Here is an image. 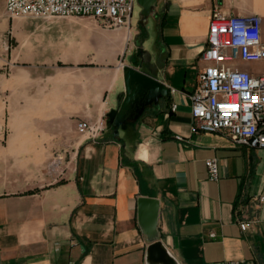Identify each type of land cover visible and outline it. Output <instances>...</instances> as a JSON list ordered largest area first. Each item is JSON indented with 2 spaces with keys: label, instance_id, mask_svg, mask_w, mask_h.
Wrapping results in <instances>:
<instances>
[{
  "label": "crops",
  "instance_id": "1",
  "mask_svg": "<svg viewBox=\"0 0 264 264\" xmlns=\"http://www.w3.org/2000/svg\"><path fill=\"white\" fill-rule=\"evenodd\" d=\"M218 9L261 16L264 40V0H159L154 49L149 23L142 40L138 27L90 16L21 22L3 97L1 134L18 167L16 189H0V264H264V148L192 131L191 95ZM239 64L264 74V60ZM126 65L169 90L134 103L116 125L108 113L125 98ZM101 118L99 138L79 132L80 121ZM63 152L72 157L64 178L41 171ZM214 157L217 181L207 167ZM141 196L160 202L157 252L139 224Z\"/></svg>",
  "mask_w": 264,
  "mask_h": 264
},
{
  "label": "built area",
  "instance_id": "2",
  "mask_svg": "<svg viewBox=\"0 0 264 264\" xmlns=\"http://www.w3.org/2000/svg\"><path fill=\"white\" fill-rule=\"evenodd\" d=\"M137 0H6L11 18L51 19L90 16L105 21L108 27L132 25ZM259 15H232L215 10L209 25L207 47L201 58L199 84L191 95L193 132H225L235 143L248 148H264V74L254 75L241 68V61L264 60V40ZM172 93L175 88H170ZM177 109L173 104L172 110ZM80 133L88 139L99 138L106 129L104 118L80 121ZM72 157L57 153L45 166L48 174L64 178L71 169ZM211 180H219V159L209 158ZM264 201V196L259 197ZM248 221H241L246 230ZM214 235V233H212ZM227 264H240L231 261Z\"/></svg>",
  "mask_w": 264,
  "mask_h": 264
},
{
  "label": "rangeland",
  "instance_id": "3",
  "mask_svg": "<svg viewBox=\"0 0 264 264\" xmlns=\"http://www.w3.org/2000/svg\"><path fill=\"white\" fill-rule=\"evenodd\" d=\"M32 21L33 18H11L6 14L5 11V1L0 0V189L10 188L15 190V172L18 167L16 155L17 153L9 151L7 149V140L1 134L2 130H5V109L6 104L4 103L3 97L7 95V88L10 87L11 76L13 75V69L15 68V62L13 64L10 63L11 59H13L14 54L16 52V44L15 41L16 35L19 34L20 38H22V24L24 21ZM142 15H141V6L138 1H136L134 5V11L132 15V27L135 31L138 27L139 31L143 28L141 25ZM6 21V24H5ZM153 21V17L150 16L147 23H149V31L150 38L146 41L145 45L149 49H154L155 47V37L157 33L154 28L151 26ZM146 23V24H147ZM147 37L146 34L141 33V38ZM19 37V36H18ZM56 37V35L54 36ZM26 38V36H25ZM160 48V47H159ZM13 55V56H11ZM9 62V63H8ZM125 64V62L123 61ZM128 64V63H127ZM118 97V96H117ZM57 153H53L42 165L41 171L48 174L45 166L48 162H50L54 155ZM69 158V157H68ZM20 167L22 166V162H19ZM6 191H0V193H5Z\"/></svg>",
  "mask_w": 264,
  "mask_h": 264
},
{
  "label": "water",
  "instance_id": "4",
  "mask_svg": "<svg viewBox=\"0 0 264 264\" xmlns=\"http://www.w3.org/2000/svg\"><path fill=\"white\" fill-rule=\"evenodd\" d=\"M137 1L141 6L142 20L147 23L149 17L153 15V11L159 0ZM124 72L126 82L125 98L122 102H119L117 109H112L108 113L110 121L116 119V125H120L122 123L125 111L134 103H143L142 105L144 106L147 101L151 102L160 95L167 94L169 90L165 84L159 82L136 67L126 65L124 67ZM159 206L160 202L156 198L141 196L138 199L139 224L143 233L151 242V249L154 252L164 248L159 239Z\"/></svg>",
  "mask_w": 264,
  "mask_h": 264
},
{
  "label": "trees",
  "instance_id": "5",
  "mask_svg": "<svg viewBox=\"0 0 264 264\" xmlns=\"http://www.w3.org/2000/svg\"><path fill=\"white\" fill-rule=\"evenodd\" d=\"M141 25H142V29H141V33H145L146 34V32L148 33V30H147V24L143 21V20H141ZM143 38H142V40H145L147 37H144V36H142Z\"/></svg>",
  "mask_w": 264,
  "mask_h": 264
}]
</instances>
